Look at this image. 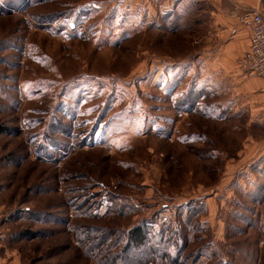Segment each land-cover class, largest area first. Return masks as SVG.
<instances>
[{
	"label": "rangeland",
	"instance_id": "obj_1",
	"mask_svg": "<svg viewBox=\"0 0 264 264\" xmlns=\"http://www.w3.org/2000/svg\"><path fill=\"white\" fill-rule=\"evenodd\" d=\"M212 18L206 0H0L3 255L168 264L124 250L118 230L149 220L187 235L173 264H264L260 78L209 58Z\"/></svg>",
	"mask_w": 264,
	"mask_h": 264
},
{
	"label": "crops",
	"instance_id": "obj_2",
	"mask_svg": "<svg viewBox=\"0 0 264 264\" xmlns=\"http://www.w3.org/2000/svg\"><path fill=\"white\" fill-rule=\"evenodd\" d=\"M212 8L216 37L214 53L208 54L209 58H215V64L225 67H239L240 60L249 48V36L247 31L240 29L238 34L233 35L232 30L237 27V19L248 8L260 7L261 0H206ZM212 18V19H213ZM246 89L251 92L260 91L264 94V81L261 79L249 80ZM258 94L253 98L255 101L262 99L264 95ZM264 111V110H262ZM2 219V218H1ZM0 219V223H1ZM2 229L0 228V234ZM4 237V236H3ZM5 254L0 252V264H22L18 254L14 250L5 248Z\"/></svg>",
	"mask_w": 264,
	"mask_h": 264
},
{
	"label": "trees",
	"instance_id": "obj_3",
	"mask_svg": "<svg viewBox=\"0 0 264 264\" xmlns=\"http://www.w3.org/2000/svg\"><path fill=\"white\" fill-rule=\"evenodd\" d=\"M7 132V129L0 126V136L6 134ZM111 196L113 197V206L116 207V209L112 210L118 212V214L121 213L117 211L118 198L113 195ZM159 214L160 212H157L155 214V222L157 221L156 218L159 217ZM171 225L173 224L167 221L160 226L159 230H156L155 228H153L152 223L149 222V220H143L128 230H121L119 228L120 231L118 230V234L121 233L123 235V240H126L124 246V250L126 249L125 251H138L143 248H147L150 250L151 257H154L153 259H156L157 261H164L168 264H173L174 262L177 263L182 257L184 259V250L185 248H187V246L185 247V245L188 242V237L187 235L184 237V234H181L184 233V231H181V233L177 232L178 237L172 236V232L168 234L167 229ZM98 231L101 233L104 232L102 228H99L97 232ZM109 232L110 230H107L106 234L108 233L110 235ZM111 235H113V231ZM180 235H182L183 238H181ZM153 259L149 258V260ZM155 264L158 263L156 262Z\"/></svg>",
	"mask_w": 264,
	"mask_h": 264
},
{
	"label": "built area",
	"instance_id": "obj_4",
	"mask_svg": "<svg viewBox=\"0 0 264 264\" xmlns=\"http://www.w3.org/2000/svg\"><path fill=\"white\" fill-rule=\"evenodd\" d=\"M237 20V27L232 30V34L236 35L243 29L249 36V48L240 60L239 67L243 73L264 81V14L258 8H248Z\"/></svg>",
	"mask_w": 264,
	"mask_h": 264
}]
</instances>
